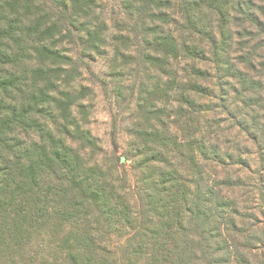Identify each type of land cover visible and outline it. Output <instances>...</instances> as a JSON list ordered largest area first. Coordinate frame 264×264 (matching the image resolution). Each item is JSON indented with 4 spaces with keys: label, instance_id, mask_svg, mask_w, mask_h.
<instances>
[{
    "label": "trees",
    "instance_id": "1",
    "mask_svg": "<svg viewBox=\"0 0 264 264\" xmlns=\"http://www.w3.org/2000/svg\"><path fill=\"white\" fill-rule=\"evenodd\" d=\"M128 1L131 7L137 5L136 17L149 32L146 41L139 28L135 32L140 34L131 37L147 43L142 49L154 52L153 62L158 61L162 72L172 77L174 86L170 89L177 87L181 96L184 82L177 78L173 61L187 55H200L202 47L196 36L206 32L214 35L211 24L202 26L200 23L203 0H182L179 4L185 21L181 31L189 33V37L174 34L165 30L164 24L155 22V9L160 5L172 6L170 0ZM207 1V13L212 17L211 12H216L219 0ZM91 2L0 0V264H264V247L255 244L264 241L257 242L256 227L252 223H260L258 217L254 213L238 212V200L224 195L222 184L230 189L237 185L224 170L225 175L219 182L220 173L210 171L208 174L200 163L196 182L183 178L184 183L192 184L191 188L181 184L189 191V197L193 185L195 189L193 197L182 204L177 197L181 183L178 178L182 177L169 157L147 158L144 155L137 165L134 163L132 170L136 177L139 175L142 180L149 181V188L156 190L154 198L161 200L149 197V189L147 194L139 193L137 185L138 210L118 212L123 202L128 201L125 194L128 185L125 182L112 184L111 190L105 191L104 181L109 180L104 179V169L94 159V142L89 132L78 136L80 142L70 134L67 126L71 112L66 109L68 94L61 86L77 73V66L55 45L56 35L63 31L59 26L63 14L69 13L78 21L92 9ZM252 7L264 15V7H258L253 0H237L233 4L236 13L245 12L256 17ZM75 11L78 15L73 18ZM218 13V26L223 31L226 15L221 9ZM34 16L44 17L45 23L41 26L34 21ZM69 30L66 27L64 31ZM97 39V36L87 39V45L95 51L101 43ZM114 48L116 54L119 49L122 52L120 45ZM159 54L164 56V63L159 61ZM192 59H200V56ZM190 67L194 76L203 75L195 64ZM188 82L196 90L197 85ZM139 89L143 92V88ZM152 90L153 94L154 91L158 94L155 101L160 100L163 91ZM53 92L64 98L56 97ZM143 101L145 104L141 107L155 106L147 96ZM253 104L246 103L251 108L250 129L256 130L264 120L259 119L260 112L252 108ZM154 135L155 138L145 140L165 144L161 134ZM172 137L176 143L177 139ZM250 138L260 151V167L256 170L259 183L254 189H257L255 197L259 208L263 209L259 211L264 221V127L259 138ZM184 141L191 142L184 146L183 153L193 167L198 155L200 160L213 156L215 162L223 163L217 148H209L201 142L195 148L190 138ZM10 146L11 153H6L3 149ZM133 161L137 162L135 158ZM150 161L155 167L149 166ZM116 170L117 163L109 168L111 173ZM45 172L51 174L39 184V176ZM215 173L218 174L213 183L210 177ZM248 219L250 222L245 223ZM119 225L132 226V232L123 242L113 240L111 233L103 230ZM145 226L151 228L144 232Z\"/></svg>",
    "mask_w": 264,
    "mask_h": 264
},
{
    "label": "rangeland",
    "instance_id": "2",
    "mask_svg": "<svg viewBox=\"0 0 264 264\" xmlns=\"http://www.w3.org/2000/svg\"><path fill=\"white\" fill-rule=\"evenodd\" d=\"M170 1L172 6L160 5L159 9H155V22L164 24L165 30H170L174 34H184L189 37V33L181 31V24L184 25L185 21L183 12L178 8L183 1ZM253 1L258 7H264V0ZM129 2L128 0H92V9L78 21L72 19L69 13L63 14L62 21V15L60 16L59 26L63 31L56 35L55 45L77 66V73L72 74L67 79V83L61 86L62 91L66 89L65 92L68 94L66 109H70L71 112L67 126L70 134L79 140L78 136L89 132L94 142V159L104 169V179L109 180V182L104 181L107 184L105 191H110L112 184L127 183L125 194L129 202H123V208L118 211L121 212L120 214H125L127 210H138L139 202L135 195L136 189L138 190L137 185L140 186L139 193L147 194L149 189V197L153 200H161L154 198L156 190L149 188V181L142 180L139 175L136 177L132 170L134 163L137 165L144 155L147 158L169 157L178 170L177 174L182 177L178 178L181 183L177 194L182 204L193 197L195 189L193 185L189 197V191L181 184L188 188H191L192 184L184 183L183 178L196 182L201 163L208 174L210 171L220 173L212 174L210 178L213 183L217 174L219 182L221 181L225 175L222 172L224 170L232 178V182L237 184L232 189L222 184L224 195L231 196L234 201L238 200V212L254 213L258 217L260 223L255 221L252 223L256 227L257 242H263L264 221L260 215L263 209L258 206L255 197L257 189L256 191L254 189L259 183L256 170L260 167L258 154L260 151L250 137L259 138L260 131L264 127V15L256 7L251 8L256 11V17L248 16L245 12L236 13L233 4L237 0H219L216 2V12H211L213 15L211 17L207 13L208 1L203 0L202 7L200 6L202 11L200 23L202 26L211 24L214 35L209 36L207 35L209 33L203 32L204 34L196 36L197 41L200 42L198 44L202 47L200 55L189 57L187 55L178 61H173L177 78L184 82L181 86L184 94L180 96L177 87L170 89L174 86L172 77L162 72L158 61L153 62L154 52L144 51L147 43H141L140 39L131 37L139 28L142 34H137L146 41L149 39L147 38L149 32L136 17L137 5L136 8L131 7ZM72 6L73 2L70 7ZM84 7L86 8L87 5ZM220 9L226 15L223 31H221L222 27L220 29L218 26ZM38 13L43 12H36ZM76 15L78 14L75 11L73 18ZM166 19L168 23L163 22ZM34 21H38L42 26L45 18L34 16ZM66 27L70 30L64 31ZM88 36L98 37L97 41L101 43L97 51L87 45ZM116 44L122 48V52L119 49V54L115 52ZM158 56L161 57L159 61L164 63V56L162 54ZM199 56L200 59H192ZM192 64L199 67L203 75L194 76L195 73L190 67ZM188 81L198 86L196 90ZM140 87L143 88V92ZM153 88L163 91L158 101H155L158 94L155 91V95L153 94ZM58 93L60 94L59 91ZM53 94L64 98L55 92ZM146 96L155 106L141 107V104H145L143 100ZM246 103L251 105L254 103L252 108L260 112L259 119L263 123L259 124L256 130L250 129L251 108L247 107ZM54 105L57 107L56 104ZM155 133L163 136L165 144L145 140L155 138ZM172 136L177 139L176 143ZM185 138H190L195 148L200 142L205 143L209 148H217L218 156L224 159L221 161L223 163L215 162L216 158L213 156L211 159L200 160L198 155L193 167L192 162L184 157V146L191 143L184 141ZM142 141L145 144H142ZM137 147L139 150L136 149ZM3 150L11 153V146ZM121 157L123 160H120ZM134 158L137 162L133 161ZM218 159L220 160L219 157ZM88 161L92 164L90 158ZM116 163L118 170L111 173L109 168ZM149 166L155 167V163L150 161ZM47 174L51 173L40 174L37 182L40 184ZM249 222V219L245 221V223ZM149 228L151 227L145 226L144 232ZM103 230L110 232L113 240L123 242L132 232V226L119 225ZM255 244L264 247V242H255Z\"/></svg>",
    "mask_w": 264,
    "mask_h": 264
}]
</instances>
